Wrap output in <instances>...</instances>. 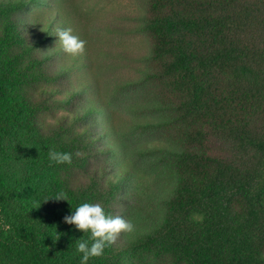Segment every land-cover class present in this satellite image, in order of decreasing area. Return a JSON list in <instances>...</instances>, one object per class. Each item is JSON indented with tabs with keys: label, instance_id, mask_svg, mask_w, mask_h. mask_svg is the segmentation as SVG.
<instances>
[{
	"label": "trees",
	"instance_id": "obj_1",
	"mask_svg": "<svg viewBox=\"0 0 264 264\" xmlns=\"http://www.w3.org/2000/svg\"><path fill=\"white\" fill-rule=\"evenodd\" d=\"M36 1L0 0V264H80L76 244L90 233L63 216L83 202L120 216L124 200L128 207L135 204L133 230L121 231L87 264H136L133 253L187 264H264V129L252 121L228 127L205 120L190 129L181 149L159 140L138 144L144 154L182 156L193 164L178 168L170 192H158L157 200L101 97L91 109H107L111 141L104 148L95 145L77 115L41 120L44 111L70 106L80 91L70 88L66 98L54 86L41 87L35 96L26 92L60 78L44 68L47 57L34 56L17 28L16 13ZM44 18L42 26L31 24L41 33L36 45L57 39V20ZM138 19L133 31L154 39L148 60L160 64L156 75L188 93L183 116L223 103L227 94L264 103V0H153L152 13ZM85 52L78 51L79 67L87 65L80 59ZM95 81L99 89L96 76ZM123 86L118 82L117 90ZM131 123L137 130L161 124L133 118ZM50 149L72 153V162H50ZM113 149L124 162L111 174L106 165L117 155ZM61 192L68 200L52 197Z\"/></svg>",
	"mask_w": 264,
	"mask_h": 264
},
{
	"label": "rangeland",
	"instance_id": "obj_2",
	"mask_svg": "<svg viewBox=\"0 0 264 264\" xmlns=\"http://www.w3.org/2000/svg\"><path fill=\"white\" fill-rule=\"evenodd\" d=\"M152 2L153 0H37L16 13V23L25 39L23 41L33 45L32 54L38 58L47 57L44 68L60 76L56 85L41 83L34 90L27 89L26 92H33L35 96L41 87L54 86L60 91L59 96L66 98L69 95L68 89L80 91L70 106L44 111L40 115L41 120L52 122L61 114L77 115L81 117L79 122L88 128L95 145L104 148L111 141L107 127V109L103 106L91 109L94 99L101 97L111 108L112 124L123 139L128 154L136 162L143 181L147 186L153 187L156 196L158 192H170L176 181L178 168L191 169L193 164L182 159V156L164 159L144 154L136 149L138 144L159 140L181 149L191 139L190 129L205 120L228 127L236 122L252 121L258 130H262L264 103L260 104L258 98L227 94L223 103L216 104L213 101L211 107L188 117L183 116L182 101L187 99V91L156 75L161 70L160 64L148 60L154 46L153 36L133 31L140 22L138 16L152 13ZM57 12L62 14L61 20L65 22V27L71 29L78 40L83 42L78 51L87 50L86 57H80L87 63L86 66H78V51L69 53L64 50L57 36L64 25L56 15ZM48 15L58 22L55 34L57 39H46L45 43L36 45L41 33L31 24L34 22L35 25L42 26L46 22L44 16ZM63 68L67 69V73L64 74ZM95 76L99 79V89L95 85ZM120 81L124 86L117 90V83ZM87 87L89 88L86 89ZM132 118L161 124L137 130L131 123ZM111 152L117 154L107 158L106 166L112 174L118 172L124 161L122 162L119 150L113 149ZM79 173L83 174L82 171ZM130 184L131 188L136 186L134 182ZM124 194L127 192L124 191ZM145 195L147 194H142ZM156 199L158 200L157 196ZM128 203L124 200L118 205L120 217L128 215L132 217L130 222L136 221L135 208H132L135 204L128 207ZM132 258L136 264H187L181 260L175 261L171 256L147 253L140 256L133 253Z\"/></svg>",
	"mask_w": 264,
	"mask_h": 264
},
{
	"label": "clouds",
	"instance_id": "obj_3",
	"mask_svg": "<svg viewBox=\"0 0 264 264\" xmlns=\"http://www.w3.org/2000/svg\"><path fill=\"white\" fill-rule=\"evenodd\" d=\"M57 36L66 52L75 53L82 47L83 42L71 34V29L59 30ZM48 158L50 162L55 164H70L72 153L50 149ZM52 197L57 200H68L63 192ZM62 219L75 229L90 233L88 239L79 240L76 244V253L81 254L80 264H87L90 257L101 256L104 249L115 242L121 231L131 232L133 230L131 222L120 216L107 214L98 203H80L74 210L71 207L70 212L65 214ZM59 237L57 236L56 239Z\"/></svg>",
	"mask_w": 264,
	"mask_h": 264
}]
</instances>
